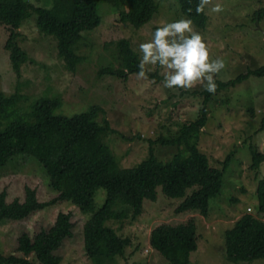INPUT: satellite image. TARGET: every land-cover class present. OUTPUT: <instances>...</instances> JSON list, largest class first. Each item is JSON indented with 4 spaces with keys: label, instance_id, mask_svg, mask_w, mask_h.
<instances>
[{
    "label": "rangeland",
    "instance_id": "rangeland-1",
    "mask_svg": "<svg viewBox=\"0 0 264 264\" xmlns=\"http://www.w3.org/2000/svg\"><path fill=\"white\" fill-rule=\"evenodd\" d=\"M48 1L31 3L37 8L49 5ZM155 1L158 13L149 23L136 29L120 21L121 9L100 0L98 14L102 24L83 34L77 50L83 60L75 72L60 57L58 40L39 31L37 15L32 12L17 31V43L28 56L18 75L7 49L11 29L0 25V94L20 95L22 101L18 107L21 112L29 110L43 97L61 98L63 107L58 113L67 116L83 113L93 105L100 106L105 111L101 116H105L115 131L105 140L120 167H135L148 157L151 140L177 137L183 124L198 119L205 101L202 86L185 91L165 88L163 80H139L134 74L126 78L100 74L102 69L119 67L116 45L119 40H129L140 58L139 44L152 39L159 22L187 17L177 0ZM216 4L223 6L222 12L210 11ZM207 16V30L195 28L204 37L210 57L225 61L226 67L216 79L227 81L248 67L264 65V0H211ZM156 70L157 66H154L149 73ZM208 107L209 119L201 136L200 150L208 156L210 165L218 169H222L223 162L233 154L225 172L222 193L211 199L208 217L199 211L178 214L176 210L184 199H172L160 192L157 202H144L143 214L134 221L108 222L118 235L131 242L124 256L118 257L113 264H171L152 249L151 232L164 224L178 225L191 220L197 223L200 237L199 250L193 253L191 264H233L226 258V231L246 214L264 220L258 198L264 163L259 172L252 168V149L264 153V76L253 75L235 88L215 94ZM153 148L165 161L179 150L161 144H155ZM27 187L37 192L41 202L59 196L51 189L45 170L34 158L22 156L0 168V192L7 191L8 203L16 199L23 202ZM106 197V190L96 189L93 209L87 213L66 201L23 221L2 222L0 253L40 264L34 255L26 257L18 251V239L24 233L33 238L41 230L49 229L64 212L72 215L73 237L65 241L56 255L61 256L63 264H95L86 255L83 229L86 221L104 205ZM240 264H264V259Z\"/></svg>",
    "mask_w": 264,
    "mask_h": 264
},
{
    "label": "trees",
    "instance_id": "trees-1",
    "mask_svg": "<svg viewBox=\"0 0 264 264\" xmlns=\"http://www.w3.org/2000/svg\"><path fill=\"white\" fill-rule=\"evenodd\" d=\"M46 0H0V25L11 29L7 49L13 69L19 75L28 60L17 43L22 23L37 15V27L59 42V54L68 68L76 71L83 60L77 55L83 34L102 24L98 14L100 0H49L47 6L34 7L31 2ZM107 5L121 9L120 21L140 29L158 13L155 0H104ZM183 14L194 26L207 30V7L203 14L195 12L198 0H177ZM191 8V13L188 9ZM117 60L119 67L105 68L100 74L126 78L138 72L139 55L129 40H119ZM161 68L148 73V78L163 80ZM264 76V65L248 67L227 81L216 79L215 94L235 88L251 76ZM204 107L197 120L183 124L174 138L150 141L148 157L135 167L122 168L105 138L115 133L105 111L93 105L87 111L67 116L58 113L63 107L59 97H43L21 112L20 95L0 94V168L22 156L39 162L49 178V185L59 196L41 202L34 189H25V200L7 202V191L0 192V224L4 221H23L31 215L61 202L70 201L82 212L93 209L96 189L107 191L104 205L86 221L83 229L86 255L95 264H113L123 257L130 239L123 238L108 222L135 220L144 211L146 200L157 202L159 193L172 199H184L177 213L199 211L208 217L210 201L219 197L224 186L225 172L233 154L223 162L222 169L210 165L208 156L200 150L201 136L209 115L208 104L215 94L203 91ZM20 112V114H19ZM102 121L100 122V119ZM177 147L169 160L161 159L153 145ZM254 171L264 163V153L253 150ZM259 211L264 215V178L258 188ZM74 224L70 213H60L53 226L41 230L33 238L24 233L18 239V251L26 257L34 255L40 264H63L56 255L65 241L73 237ZM199 231L195 220L178 225L164 224L153 229L150 245L171 264H191L193 253L199 250ZM226 258L233 264L253 263L264 259V220L252 214L242 216L225 233ZM0 264H32L27 258L0 253Z\"/></svg>",
    "mask_w": 264,
    "mask_h": 264
},
{
    "label": "clouds",
    "instance_id": "clouds-1",
    "mask_svg": "<svg viewBox=\"0 0 264 264\" xmlns=\"http://www.w3.org/2000/svg\"><path fill=\"white\" fill-rule=\"evenodd\" d=\"M210 3L211 0H198L196 14H203ZM191 11L189 8L188 12ZM210 11L220 13L223 6L216 4ZM138 50L141 56L139 70L134 74L136 78L146 80L153 67L159 66L163 86L168 89L187 91L202 86L203 90L215 94L218 86L216 76L226 67L222 58L210 57L204 37L196 30L190 16L172 22H159L152 39L140 43Z\"/></svg>",
    "mask_w": 264,
    "mask_h": 264
},
{
    "label": "built area",
    "instance_id": "built-area-1",
    "mask_svg": "<svg viewBox=\"0 0 264 264\" xmlns=\"http://www.w3.org/2000/svg\"><path fill=\"white\" fill-rule=\"evenodd\" d=\"M252 211V209L251 208H249V212H251Z\"/></svg>",
    "mask_w": 264,
    "mask_h": 264
}]
</instances>
